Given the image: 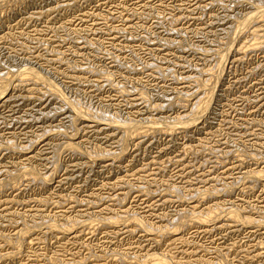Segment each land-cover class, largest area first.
<instances>
[{"label": "rangeland", "instance_id": "rangeland-1", "mask_svg": "<svg viewBox=\"0 0 264 264\" xmlns=\"http://www.w3.org/2000/svg\"><path fill=\"white\" fill-rule=\"evenodd\" d=\"M262 6L264 0H0V78L37 72L66 99L42 81L14 79L10 99L1 102L0 264H136L153 253L170 264H264V21L257 20L259 35L234 31ZM218 53L228 56L217 85L208 86L212 93L206 84ZM198 96L209 98V108L185 132L123 136L122 147L121 131L107 126L109 118L173 126L187 121ZM69 103L88 118L77 120ZM209 210L217 220L178 229L182 214L205 217ZM233 210L242 219L230 218Z\"/></svg>", "mask_w": 264, "mask_h": 264}, {"label": "bare ground", "instance_id": "bare-ground-1", "mask_svg": "<svg viewBox=\"0 0 264 264\" xmlns=\"http://www.w3.org/2000/svg\"><path fill=\"white\" fill-rule=\"evenodd\" d=\"M50 1V0H49ZM201 1V0H200ZM3 2V1H2ZM1 2V3H2ZM183 2V1H182ZM67 3V2H66ZM3 4V3H2ZM39 6V5H38ZM264 6H262V8H263ZM259 9H262L261 7H258ZM257 8V9H258ZM256 9V10H257ZM259 11V10H258ZM263 10H261V11H259V12H257L256 14L254 13L253 14V12L251 13V14H249V16L248 17H245V19L243 18L238 24H237V26H235V29L236 30H234V31H236V33H237V35H239L240 36V34L241 35H243L242 33L245 31V32H250L251 31V33L252 34H254V35H256V34H260V33H256L257 31H258V28H259V30H260V27H258V24L260 25V22L263 20L264 21V11L262 12ZM256 12V11H255ZM62 13V12H61ZM119 13V12H118ZM40 14V13H39ZM128 14H129V12H128ZM87 15V14H86ZM54 16V15H53ZM94 16V15H93ZM4 20V19H3ZM260 20V22H258V21ZM262 21V22H263ZM29 22V21H28ZM125 22V21H124ZM34 23V22H33ZM235 23V22H234ZM233 25V24H232ZM264 25V24H263ZM263 25H261V27H263ZM234 26V25H233ZM250 26V27H249ZM15 27V26H14ZM127 28V27H126ZM230 28V27H229ZM264 28V27H263ZM99 29V28H98ZM247 29H250V31H248ZM229 30V29H228ZM263 31V30H262ZM244 32V33H245ZM259 32H261V31H259ZM114 33V32H113ZM231 33V32H230ZM235 32H233V34L235 35L236 34ZM249 34V33H248ZM252 34H250V36L251 37H253L254 38V35L252 36ZM238 36V37H239ZM263 36H264V34H263ZM230 37V36H229ZM235 36H232V38H234ZM240 37H242V36H240ZM257 37V36H256ZM15 38V37H14ZM236 38V37H235ZM252 38V39H253ZM20 39V38H19ZM230 39H231V37H230ZM242 39V38H241ZM249 39V38H248ZM234 40V39H233ZM232 40V41H233ZM231 41V42H232ZM235 41V40H234ZM236 41L237 42H239L238 40H237V38H236ZM247 41V40H246ZM3 42V41H2ZM236 42V43H237ZM243 42V41H242ZM12 43V42H11ZM252 43V42H251ZM231 44V43H230ZM233 44V43H232ZM231 44V45H232ZM229 45V44H228ZM227 45V46H228ZM250 45H253V43L252 44H250ZM230 46V45H229ZM240 46V45H239ZM261 46V45H260ZM170 47V46H169ZM248 47V46H247ZM246 47V48H247ZM224 48V47H223ZM230 48H232V47H230ZM243 48V47H242ZM251 48V47H250ZM249 48V49H250ZM252 48H254V47H252ZM225 49V48H224ZM248 49V48H247ZM246 49V50H247ZM127 50V49H126ZM130 50V49H129ZM152 50V49H151ZM231 49H229V51H230ZM240 50V49H239ZM245 50V49H244ZM28 51V50H27ZM125 51V50H124ZM154 51V50H153ZM163 51V50H162ZM228 51V52H229ZM240 51H243V50H240ZM19 52V51H18ZM219 52H221V51H219ZM223 52V51H222ZM225 52H227V47H226V51L224 50V53ZM227 52V53H228ZM264 52V51H263ZM9 53V52H8ZM119 53V52H118ZM108 54V53H107ZM219 55H218V58H217V60H218V62H216L217 64L215 65V69H216V71H214L215 69L214 68H212L211 70H213V73L214 72H216V73H214V75L215 76H213L212 75V71L211 72H209V73H207V71H206V76H207V74L209 75L208 77H210L211 75L213 76V77H211V78H208V82H207V84H206V87H207V91L208 90H210V89H208L209 87V85L211 86V85H213V86H215V85H217V83H218V81H219V79H220V74H221V70H223L222 69V67H223V65L225 64L224 63V57H226V56H228V55H225L224 56V54H220V53H218ZM226 54V53H225ZM236 55V54H235ZM217 56V55H216ZM32 57V56H31ZM109 57V56H108ZM112 57V56H111ZM134 57V56H133ZM165 58V57H164ZM168 59V58H167ZM216 59V58H215ZM226 59V58H225ZM234 59V58H233ZM235 59H238V58H235ZM227 60V59H226ZM239 60V59H238ZM4 61V60H3ZM230 61V60H229ZM231 61H233V60H231ZM242 61V60H241ZM30 62H32V61H30ZM122 62V61H121ZM2 63V62H1ZM120 63V62H119ZM230 63V62H229ZM232 63V62H231ZM14 64V63H13ZM151 65V64H150ZM123 66V65H122ZM128 66V65H127ZM126 66V67H127ZM155 66V65H154ZM231 66V65H230ZM25 67V66H24ZM120 67V66H119ZM15 68V67H14ZM34 68V67H33ZM148 68V67H147ZM157 68V67H156ZM223 68H225V66L223 67ZM30 69V68H29ZM29 69H27V70H29ZM88 69V68H87ZM128 69V68H127ZM19 70V69H18ZM32 70V69H31ZM86 70V69H85ZM14 71V70H13ZM20 71V70H19ZM33 71V70H32ZM98 71V70H97ZM210 71V70H209ZM12 72V71H11ZM116 72V71H115ZM158 72V71H157ZM96 73V72H95ZM160 73V72H159ZM203 73V72H202ZM222 73H223V71H222ZM8 73H6V75H7ZM10 74V73H9ZM15 74V73H14ZM14 74H13V76L11 77H9V76H4V77H6V78H4L3 77V79L2 78H0V105L1 106H3L2 104H4V103H1V102H5V101H2L3 99H6V98H8V99H10L9 97H10V95H9V89H10V87H12L11 86V84H12V82L14 81V79L16 80V81H20V82H25V81H31V80H33V81H35L34 83H36V82H39V81H42V84H45V85H48V88H49V93H51L52 95H54V96H56L57 98H60L62 101H64V100H66L65 98H64V96L62 95L61 96V94L62 93H59V91H58V89L59 88H57L55 85H53V84H51V83H49L47 80H46V78H44V76L42 77L41 76V74L40 75H38L37 74V72L35 73V72H23L22 74H19V75H17L16 74V78H15V76H14ZM54 74V73H53ZM262 74V73H261ZM4 75V74H3ZM203 75V74H202ZM99 76V75H98ZM222 76V75H221ZM100 77V76H99ZM195 78V77H194ZM206 78V77H205ZM263 78V77H262ZM45 79V80H44ZM193 80V79H192ZM32 81V82H33ZM196 81V80H195ZM19 82V83H20ZM199 82V81H198ZM19 83H16V85L17 84H19ZM26 83V82H25ZM24 83V84H25ZM30 83V82H29ZM195 83H197V82H195ZM21 84V83H20ZM19 84V85H20ZM198 84V83H197ZM196 84V85H197ZM16 85H14L15 87H16ZM26 85H27V83H26ZM30 85V84H29ZM195 85V86H196ZM13 86V87H14ZM212 86V87H213ZM14 87V88H15ZM19 87V86H18ZM17 87V88H18ZM27 87V86H26ZM46 87V86H45ZM28 88V87H27ZM26 88V89H27ZM189 88V87H188ZM216 88V87H215ZM25 89V90H26ZM38 89V88H37ZM212 89H214V88H212ZM15 90V89H14ZM28 90L29 89H27V93H28ZM32 90V89H31ZM62 90V89H61ZM215 90V89H214ZM214 90H210L211 92L212 91H214ZM10 91H11V89H10ZM12 92V91H11ZM10 92V93H11ZM78 92V91H77ZM30 93V92H29ZM33 93V92H32ZM45 93V92H44ZM193 93V92H192ZM213 93V92H212ZM212 93H210V95L212 94ZM12 94V93H11ZM31 94V93H30ZM46 94H48V93H46ZM59 94H60V96H59ZM189 95H192V94H189ZM199 95V94H198ZM13 96V95H12ZM15 96V95H14ZM17 96V95H16ZM29 96H31V95H29ZM29 96H27V97H29ZM46 96V95H45ZM195 96V95H194ZM32 97V96H31ZM94 97V96H93ZM199 97L200 96H198V98L197 97H195L196 99H197V103L196 104H194V105H191L190 104V107L189 108H191L192 106L194 107H192L191 108V110H192V112L190 113L189 112V114H191L190 116H188L187 117V121H185L184 122V119H181V120H183V121H181L180 122V120H178L177 122H176V124H174L173 126H172V124L173 123H171V126H170V124H169V127L167 126L168 125V123L166 124V128H164L165 127V123H164V127L161 129V127H162V124H160V129H159V127H157V126H159V124L156 126L155 124H157L156 123V121L154 122V123H152L151 124V121H150V123H146V124H140V122H137V121H134V122H129L130 124H126V122L125 123H121L120 121H117V120H111V118H109L110 120H107V126H109V127H112V128H115V129H117L118 130V132L119 131H121V133L123 134L122 135V139H123V136H125V139H127L126 137H128V139H130L132 136V139L134 138H137V137H144L143 135H146V136H148V134L147 133H149V135L151 134L150 132H152L153 130H157L158 132H161V134H163L164 132L166 133V134H168L167 132H174V130H177V131H179L180 132V130H178V129H181L183 132H185L184 131V129L186 130L188 127H191L192 128V125H194V124H198V123H196V122H198V120L200 121V119L199 118H201L206 112H207V110H208V108H209V105H207L208 104V99H205V98H202L200 101L198 100L199 99ZM12 98V97H11ZM36 98H38V97H36ZM41 98V97H40ZM39 98V99H40ZM52 98V97H51ZM138 98V97H137ZM142 98V97H141ZM144 98V97H143ZM188 98V97H187ZM191 98V97H190ZM7 99V100H8ZM17 99V98H16ZM24 99H26V98H24ZM23 99V100H24ZM33 99V98H32ZM145 99V98H144ZM143 99V100H144ZM195 100V99H194ZM182 101V100H181ZM191 101V100H190ZM65 102V101H64ZM67 103H68V100L66 101ZM182 102H184V101H182ZM185 102H186V100H185ZM185 102L184 103H182V105L184 104V106H185ZM20 103V102H19ZM66 103V104H67ZM73 103V102H72ZM18 104V103H17ZM60 104V103H59ZM154 104V103H153ZM167 104V103H166ZM189 104V103H188ZM193 104V103H192ZM20 105V104H19ZM159 105V104H158ZM10 106V105H9ZM8 106V107H9ZM13 106V105H12ZM18 106V105H17ZM41 106V105H40ZM43 106V105H42ZM68 108H70L71 109V111H70V109H69V111L70 112H72V113H74L75 114V117H77L76 119L77 120H80V119H82V118H88V115H89V113H88V111L86 110V109H83V108H80L78 105H76V104H71V103H69L68 104ZM152 106V105H151ZM169 106V105H168ZM186 106V107H187ZM51 107V106H50ZM49 107V108H50ZM161 107V106H160ZM41 108V107H40ZM44 108V107H43ZM57 108V107H56ZM115 108V107H114ZM146 108V107H145ZM35 109H36V107H35ZM65 109V108H64ZM139 109V108H138ZM158 109H160V108H158ZM25 110V109H24ZM60 110V109H59ZM58 110V111H59ZM63 109H61V111H62ZM149 110V109H148ZM153 110V109H152ZM1 111H2V109H1ZM4 111V110H3ZM6 111V110H5ZM8 111V110H7ZM37 111V110H36ZM48 111V110H47ZM66 111V110H65ZM155 111V110H154ZM189 111V110H188ZM39 112V111H38ZM91 112V111H90ZM142 112V111H141ZM173 112V111H172ZM6 113V112H5ZM22 113V112H21ZM44 113V112H43ZM48 113V112H47ZM57 113H59V112H57ZM94 113V112H93ZM153 113V112H152ZM179 113V112H178ZM177 113V114H178ZM188 113V112H187ZM1 114V113H0ZM27 114V113H26ZM56 114V113H55ZM22 115V114H21ZM47 115V114H46ZM73 115V114H72ZM134 115V114H133ZM135 115H137V114H135ZM184 115V114H183ZM182 115V116H183ZM187 115V114H186ZM207 115H208V113H207ZM103 116V115H102ZM175 116H177V115H175ZM185 116V115H184ZM33 117V116H32ZM47 117V116H46ZM56 117V116H55ZM64 117V116H63ZM92 117H95V116H92ZM181 117V116H180ZM62 118V117H61ZM71 118H72V116H71ZM106 118V117H105ZM116 118V117H115ZM139 118V117H138ZM184 118H186V117H184ZM209 118V117H208ZM16 119V118H15ZM14 119V120H15ZM34 119V118H33ZM73 119H75L74 117H73ZM95 119V118H94ZM108 119V118H107ZM173 119V118H172ZM206 119V118H205ZM204 119V120H205ZM17 120V119H16ZM35 120H38V119H36L35 118ZM40 120V119H39ZM69 120V119H68ZM103 120V119H102ZM138 120V119H137ZM208 120V119H207ZM19 121V120H18ZM27 121V120H26ZM74 121V120H73ZM103 121H105V120H103ZM148 121V120H147ZM158 121H160V120H158ZM165 121V120H164ZM171 121V120H170ZM2 122H3V120H2ZM50 122V121H49ZM79 122V121H78ZM97 122V121H96ZM100 122V121H99ZM102 122V121H101ZM161 122V121H160ZM172 122V121H171ZM174 122V121H173ZM57 123V122H56ZM103 123H105V122H103ZM143 123H145V122H143ZM163 123V122H162ZM175 123V122H174ZM204 123V122H203ZM1 124V123H0ZM50 124V123H49ZM46 125V124H45ZM44 125V126H45ZM55 125V124H54ZM150 125H154L157 129H155V127L154 126H150ZM89 126V125H88ZM177 126H179V127H177ZM196 126V125H195ZM97 127H99V126H97ZM108 127V128H109ZM154 127V128H153ZM198 127V126H197ZM36 128V127H35ZM89 128V127H88ZM94 128V127H93ZM107 128V127H106ZM176 128V129H175ZM41 129V128H40ZM44 129V128H43ZM50 129V128H49ZM69 129H70V126H69ZM159 129V130H158ZM188 129H190V128H188ZM196 129V128H195ZM45 130V129H44ZM47 130V129H46ZM99 130V129H98ZM152 130V131H151ZM160 130H162L163 131V133H162V131H160ZM191 130V129H190ZM32 131V130H31ZM36 131V130H35ZM52 131V130H51ZM69 131V130H68ZM177 131H175V132H177ZM181 131V132H182ZM194 131V130H193ZM75 132V131H74ZM86 132V131H85ZM153 132H156V131H153ZM152 132V133H153ZM19 133V132H18ZM22 133V132H21ZM45 133V132H44ZM103 133V132H102ZM115 133V132H114ZM1 134V133H0ZM63 134V133H62ZM72 134V133H71ZM75 134V133H74ZM111 134V133H110ZM117 134V133H116ZM173 134V133H172ZM190 134V133H189ZM60 135V134H59ZM114 135V134H113ZM118 135V134H117ZM159 135V134H158ZM183 135V134H182ZM46 136V135H45ZM74 136V135H73ZM170 136V135H169ZM172 136V135H171ZM176 136V135H175ZM174 136V137H175ZM188 136V135H187ZM36 137V136H35ZM65 137H67V135L65 136ZM139 137V138H140ZM141 137V138H142ZM6 138V137H5ZM40 138V137H39ZM163 138V137H162ZM11 139V138H10ZM14 139V138H13ZM106 139H108V138H106ZM122 139H120V140H122ZM125 139H123L122 140V142H121V146H122V144L123 143H125ZM127 139V140H128ZM143 139V138H142ZM114 140V139H113ZM120 140H119V142H120ZM200 140V139H199ZM14 141V140H13ZM54 141V140H53ZM66 141V140H65ZM104 141V140H103ZM129 141H131V139L129 140ZM142 141V140H141ZM140 141V142H141ZM27 142V141H26ZM30 142H31V140H30ZM86 142V141H85ZM106 142V141H105ZM116 142V141H115ZM128 142V141H127ZM138 142V141H137ZM198 142V141H197ZM204 142V141H203ZM118 143V142H117ZM169 143V142H168ZM225 143V142H224ZM228 143V142H227ZM8 144V143H7ZM45 144V143H44ZM58 144V143H57ZM76 144V143H75ZM75 144H73V145H70L69 147L71 148V149H74L75 151H79V148L77 147V145H75ZM127 144V143H126ZM200 144V143H199ZM5 145V144H4ZM34 145V144H33ZM48 145V144H47ZM64 145V144H63ZM12 146V144H10V147ZM20 146V145H19ZM25 146V145H24ZM114 146V145H113ZM119 146V145H118ZM138 146V145H137ZM140 146V145H139ZM2 147V146H1ZM12 147H15L14 145L12 146ZM65 147V146H64ZM85 147V146H84ZM112 147V146H111ZM117 147V146H116ZM122 147H124V145L122 146ZM168 147V146H167ZM166 147V148H167ZM193 147V146H192ZM8 148V147H7ZM56 148H57V146H56ZM69 148V149H70ZM185 148V147H184ZM15 149V148H14ZM42 149V148H41ZM53 149V148H52ZM70 149V150H71ZM106 149V148H105ZM104 149V150H105ZM119 149V148H118ZM123 149V148H122ZM209 149V148H208ZM25 150V149H24ZM55 150V149H54ZM81 150L83 151V149L81 148ZM81 150L79 151V152H81ZM108 150V149H107ZM192 150V149H191ZM46 151V150H45ZM76 152V153H79V152ZM25 152V151H24ZM46 152H48V150L46 151ZM49 152H50V150H49ZM86 152V151H85ZM114 152V151H113ZM7 153V152H6ZM39 153V152H38ZM73 153H75L74 151H73ZM122 153V152H121ZM120 153V154H121ZM47 154V153H46ZM84 154V153H83ZM88 154V153H87ZM87 154H85V155H87ZM99 154V153H98ZM112 154V153H111ZM115 154V153H114ZM123 154V153H122ZM121 154V155H122ZM183 154V153H182ZM121 155H119V157L121 156ZM215 155V154H214ZM7 156V155H6ZM106 156H107V154H106ZM112 156V155H111ZM123 156V155H122ZM181 156V155H180ZM32 157V156H31ZM98 157H99V155H98ZM100 157H102V156H100ZM99 157V158H100ZM25 158V157H24ZM47 158V157H46ZM106 158V157H105ZM118 158V157H117ZM120 158H122V157H120ZM120 158H118V159H120ZM180 158V157H179ZM184 158V157H183ZM240 158V157H239ZM40 159V158H39ZM103 159V158H102ZM113 159V158H112ZM214 159V158H213ZM243 159V158H242ZM23 160V159H22ZM115 160V159H114ZM124 160V159H123ZM181 160V159H180ZM233 160V159H232ZM4 161V160H3ZM45 161H47V159L45 160ZM111 161V160H110ZM151 161V160H150ZM169 161V160H168ZM174 161H177V159L175 160L174 159ZM186 161V160H185ZM218 161V160H217ZM2 162V161H1ZM14 162V161H13ZM73 162V161H72ZM153 162V161H152ZM171 162V161H170ZM15 163V162H14ZM20 163V162H19ZM27 163V162H26ZM111 163V162H110ZM168 163V162H167ZM211 163V162H210ZM220 163V162H219ZM17 164V163H16ZM109 164V163H108ZM159 164V163H158ZM162 164V163H161ZM226 164V163H225ZM110 165V164H109ZM149 165V164H148ZM169 165V164H168ZM213 165V164H212ZM73 166V165H72ZM84 166V165H83ZM108 166V165H107ZM127 166V165H126ZM129 166V165H128ZM193 166V165H192ZM244 166V165H243ZM3 167V166H2ZM14 167V166H13ZM25 167V166H24ZM125 167V166H124ZM156 167V166H155ZM188 167V166H187ZM191 167V166H190ZM234 167V166H233ZM238 167H240V166H238ZM220 168V167H219ZM230 168V167H229ZM228 168V169H229ZM28 169V168H27ZM29 169H31V168H29ZM64 169V168H63ZM113 169V168H112ZM144 169V168H143ZM161 169V168H160ZM251 169V168H250ZM9 170H11V169H9ZM8 170V171H9ZM175 170V169H174ZM196 170V169H195ZM7 171V170H6ZM7 171V172H8ZM64 171V170H63ZM70 171V170H69ZM208 171V170H207ZM210 171V170H209ZM261 171V170H260ZM24 173V172H23ZM22 173V174H23ZM26 173V175L27 176H30V177H32L31 179L32 180H34V179H36L37 177H34V173H28V171H26L25 172ZM66 173V172H65ZM184 173V172H183ZM227 173V172H226ZM234 173V172H233ZM237 173V172H236ZM244 173H246V172H244ZM262 173V172H261ZM260 173V174H261ZM6 174V173H5ZM47 174V173H46ZM45 174V175H46ZM52 174V173H51ZM153 174V173H152ZM180 174V173H179ZM256 174L257 173H255V175L254 176H256ZM263 174V173H262ZM8 175H10L9 173H8ZM16 175H18V173L16 174ZM24 175V174H23ZM22 175V176H23ZM149 175V174H148ZM155 175V174H154ZM196 175V174H195ZM201 175V174H200ZM246 176H247V174H245ZM38 176V175H37ZM40 176V175H39ZM42 176V175H41ZM77 176V175H76ZM181 176V175H180ZM206 176V175H205ZM245 176V177H246ZM250 176V175H249ZM248 176V177H249ZM253 176V173H252V175H251V177ZM253 176V177H254ZM258 176V175H257ZM257 176H256V178H257ZM260 176V175H259ZM11 177V176H10ZM226 177V176H225ZM230 177V176H229ZM235 177H237V176H235ZM239 177V176H238ZM250 177V178H251ZM252 177V178H253ZM261 177V176H260ZM264 177V176H263ZM48 177H46V178H43V176H42V178H39L41 181H42V179L43 180H46ZM151 178V177H150ZM169 178V177H168ZM198 178V177H197ZM209 178V177H208ZM210 178H211V176H210ZM244 178V177H243ZM256 178H254L255 180H257ZM7 179V178H6ZM11 179V178H10ZM20 179H21V177H20ZM38 179V178H37ZM38 179V180H39ZM121 179V178H120ZM149 179V178H148ZM173 179V178H172ZM182 179V178H181ZM200 179V178H199ZM212 179V178H211ZM214 179V178H213ZM240 179H242V178H240ZM259 179V178H258ZM67 180V179H66ZM133 180H134V178H133ZM154 180V179H153ZM222 180V179H221ZM220 180V181H221ZM26 181V180H25ZM47 181V180H46ZM57 181V180H56ZM116 181V180H115ZM120 181V180H119ZM192 181V180H191ZM253 182H254V180H252ZM6 182V181H5ZM11 182V181H10ZM9 182V183H10ZM43 182H45V181H43ZM63 182V181H62ZM156 182V181H155ZM205 182V181H204ZM215 182V181H214ZM8 183V182H7ZM46 183V182H45ZM194 183V182H193ZM181 184V183H180ZM196 184V183H195ZM4 185V184H3ZM6 185V184H5ZM26 185V184H25ZM57 185V184H56ZM81 185V184H80ZM113 185V184H112ZM119 185V184H118ZM153 185V184H152ZM176 185V184H175ZM203 185H204V183H203ZM215 185V184H214ZM254 185V184H253ZM12 186V185H11ZM124 186V185H123ZM132 186V185H131ZM130 186V187H131ZM247 186V185H246ZM5 187V186H4ZM117 187V186H116ZM125 187V186H124ZM141 187V186H140ZM151 187V186H150ZM175 187V186H174ZM207 187V186H206ZM205 187V188H206ZM9 188V187H8ZM188 188V187H187ZM1 189V188H0ZM113 189V188H112ZM147 189V188H146ZM170 189H172V188H170ZM175 189H177V188H175ZM175 189H173V190H175ZM199 189V188H198ZM260 189V188H259ZM106 190V189H105ZM135 190V189H134ZM145 190V189H144ZM149 190V189H148ZM168 190V189H167ZM178 190V189H177ZM201 190V189H200ZM176 191V190H175ZM207 191H209V190H207ZM131 192V191H130ZM152 192V191H151ZM165 192H166V190H165ZM188 192V191H187ZM206 192V191H205ZM250 192V191H249ZM117 193V192H116ZM120 193V192H119ZM125 193H127V192H125ZM144 193V192H143ZM177 193V192H176ZM198 193V192H197ZM202 193V192H201ZM49 194V193H48ZM153 194V193H152ZM167 194V193H166ZM169 194V193H168ZM167 194V195H168ZM172 194V193H171ZM170 194V196H172ZM200 194V193H199ZM14 195V194H13ZM24 195V194H23ZM135 195V194H134ZM146 195V194H145ZM197 195V194H196ZM203 195V194H202ZM124 196V195H123ZM137 196V195H136ZM169 196V195H168ZM203 196H205V195H203ZM202 196V197H203ZM18 197V196H17ZM63 197V196H62ZM89 197V196H88ZM160 197V196H159ZM179 196H177V198H178ZM201 197V196H200ZM201 197V198H202ZM51 198V197H50ZM74 198V197H73ZM120 198V197H119ZM171 198V197H170ZM174 198H176V197H174ZM208 198V197H207ZM211 198V197H210ZM39 199V198H38ZM143 199H145V198H143ZM167 199H168V197H167ZM182 199V198H181ZM186 199V198H185ZM191 199V198H190ZM195 199V198H194ZM202 199H205V198H202ZM255 199V198H254ZM10 200V199H9ZM86 200V199H85ZM102 200V199H101ZM150 200V199H149ZM178 200V199H177ZM180 200V199H179ZM207 200V199H206ZM4 201V200H3ZM6 201V200H5ZM19 201V200H18ZM48 201H49V199H48ZM53 201V200H52ZM56 201V200H55ZM75 201V200H74ZM73 201V202H74ZM87 201V200H86ZM165 201V200H164ZM202 201V200H201ZM259 201V200H258ZM39 202V201H38ZM47 202V201H46ZM58 202V201H57ZM83 202V201H82ZM159 202V201H158ZM158 202H156V203H158ZM173 202V201H172ZM188 202V201H187ZM203 202V201H202ZM214 202V201H213ZM220 202V201H219ZM222 202V201H221ZM229 202V201H228ZM41 203V202H40ZM63 203V202H62ZM96 203V202H95ZM140 203H141V201H140ZM154 203V202H153ZM162 203H164V202H162ZM178 203V202H177ZM4 204V203H3ZM42 204V203H41ZM64 204V203H63ZM79 204V203H78ZM155 204V203H154ZM169 204V203H168ZM22 205V204H21ZM49 205V204H48ZM54 205V204H53ZM100 205V204H99ZM5 206V205H4ZM45 206V205H44ZM75 206V205H74ZM154 206V205H153ZM168 206V205H167ZM170 206V205H169ZM185 206V205H184ZM193 206V205H192ZM217 206H219V205H217ZM155 207V206H154ZM191 207V206H190ZM194 207V206H193ZM205 207V206H204ZM210 207V206H209ZM235 207V206H234ZM2 208V207H1ZM5 208V207H4ZM61 208V207H60ZM174 208V207H173ZM214 208V207H213ZM212 208V209H213ZM215 208H217L218 209V207H215ZM221 208V207H220ZM3 209V208H2ZM36 209V208H35ZM100 209V208H99ZM148 209V208H147ZM182 209H184V208H182ZM188 209V208H187ZM186 209V210H187ZM212 209H210V210H212ZM217 209H215V210H217ZM40 210V209H39ZM82 210V209H81ZM125 210V209H124ZM151 210V209H150ZM178 210V209H177ZM193 210V209H192ZM209 210V211H210ZM215 210H213V212L212 211H207V214H203V215H205V217H203V216H201V214H200V216H199V214H198V216H194V217H192L194 214H192L191 213V215L192 216H190V213L188 214L190 217H192V218H187L186 219V215L185 216H183V214H182V217H183V219H184V217H185V221H182L183 219H182V217L180 218V219H182V220H179L180 222H179V225H178V229H180V228H183V227H185V226H187V225H191V224H198V225H204L205 223H203V224H201L202 222H205V221H207V219H216L217 220V218H214V217H217L219 214L218 213H216L215 212ZM219 210V209H218ZM227 210V209H226ZM236 210V209H235ZM235 210H233V211H231V212H229V215L228 216H230V218H232V219H242L241 217H243V216H241V217H239V213L238 214H236L237 212H235ZM96 211V210H95ZM144 211V210H143ZM205 211V210H204ZM243 211V210H242ZM197 212V211H196ZM227 212V211H226ZM93 213V212H92ZM154 213V212H153ZM174 213V212H173ZM193 213H195V212H193ZM198 213V212H197ZM202 213V212H201ZM216 213V214H215ZM220 213V212H219ZM228 213V212H227ZM4 214V213H3ZM13 214V213H12ZM36 214V213H35ZM99 214V213H98ZM101 214V213H100ZM178 214V213H177ZM196 214V213H195ZM221 215L223 214V213H220ZM245 214V213H244ZM2 215V214H1ZM6 215V214H5ZM10 215V214H9ZM78 215V214H77ZM88 215V214H87ZM115 215H117V214H115ZM124 215H126L125 213H124ZM197 215V214H196ZM220 215V216H221ZM224 215H225V213H224ZM223 215V216H224ZM240 215H241V213H240ZM81 216V215H80ZM84 216V215H83ZM92 216V215H91ZM130 216V215H129ZM180 216V215H179ZM227 216V217H228ZM250 216V215H249ZM1 217V216H0ZM112 217V216H111ZM134 216H132L131 218H133ZM145 217V216H144ZM219 217V216H218ZM105 218H107V217H105ZM115 218V217H114ZM118 218V217H117ZM130 218V217H129ZM136 218V217H135ZM152 218V217H151ZM156 218V217H155ZM158 218V217H157ZM229 218V219H230ZM245 218V217H244ZM247 218H248V216H247ZM252 218V217H251ZM259 218V217H258ZM11 219V218H10ZM20 219V218H19ZM120 219H121V217H120ZM123 219V218H122ZM134 219V218H133ZM210 219V220H211ZM32 220V219H31ZM50 220V219H49ZM109 220V219H108ZM136 220H138V219H136ZM174 220H175V217H174ZM223 220V219H222ZM228 220V219H227ZM247 220V219H246ZM245 220V221H246ZM249 220V219H248ZM251 220V219H250ZM255 220H257V219H255ZM255 220H253V222L255 221ZM43 221V220H42ZM54 221V220H53ZM62 221V220H61ZM72 220H70V222H71ZM96 221V220H95ZM107 221V220H106ZM104 221L105 223L104 224H106L107 222H109L110 224H112V225H114L116 222H115V220H113V218H112V220L111 221ZM114 221V222H113ZM139 221H144V220H139ZM167 221V220H166ZM213 221V220H212ZM230 221H232V220H230ZM234 222V224H235V220H233ZM245 221H244V219H243V221L241 220V222H243L244 224H245ZM260 221V220H259ZM20 222V221H19ZM24 222V221H23ZM66 222V221H65ZM132 222V221H131ZM135 222V221H134ZM138 221H136L135 223H137ZM209 222V221H208ZM211 222V221H210ZM214 222V221H213ZM253 222H250L251 224H254ZM255 222H258V221H255ZM264 221L262 220V222L261 223H263ZM51 223V222H50ZM64 223V222H63ZM114 223V224H113ZM134 223V224H135ZM151 223V222H150ZM169 223V222H168ZM171 223V222H170ZM226 223V222H225ZM238 223H239V221H238ZM242 223V224H243ZM249 223V222H248ZM249 223V224H250ZM61 224V223H60ZM77 224V223H76ZM103 224V223H102ZM124 224V223H123ZM122 224V225H123ZM141 225L140 226V228L141 227H144V229H145V227H146V225L142 222V223H137V225ZM155 224V223H154ZM164 224V223H163ZM172 224V223H171ZM176 224H177V222H176ZM206 224H208V223H206ZM205 224V225H206ZM211 224H212V222H211ZM233 224V225H234ZM247 224V223H246ZM248 224V225H249ZM258 224H259V222H258ZM257 224V225H258ZM24 225V224H23ZM40 225V224H39ZM50 225V224H49ZM74 225V224H73ZM84 225V224H83ZM87 225V224H86ZM138 225V226H139ZM153 225V224H152ZM232 225V224H231ZM237 225V224H236ZM239 225H241V224H239ZM1 226H3V225H1ZM16 226V225H15ZM27 226V225H26ZM52 226V225H51ZM56 226V225H55ZM61 226H63V225H61ZM60 226V227H61ZM76 226V225H75ZM106 226H109L108 224H106ZM127 226V225H126ZM148 226V225H147ZM164 226V225H163ZM171 226V225H170ZM218 226V225H217ZM249 226H251V225H249ZM256 226V225H255ZM259 226V225H258ZM260 226H261V224H260ZM5 227V226H4ZM29 227H30V225H29ZM64 227V226H63ZM65 227H66V229H70L71 227H72V225L70 224V223H66V225H65ZM94 227V226H93ZM155 227V226H154ZM162 227V226H161ZM175 227V226H174ZM188 227V226H187ZM190 227H193V226H190ZM220 227V226H219ZM224 227V226H223ZM13 228V227H12ZM25 228V227H24ZM26 228H28V227H26ZM58 228V227H57ZM146 228H148V227H146ZM150 228V227H149ZM156 228V227H155ZM170 228V227H169ZM169 228L168 229H165V227H164V229L165 230H169ZM216 228V227H215ZM253 228H254V226H253ZM29 229V228H28ZM51 229V228H50ZM88 229V228H87ZM96 229V228H95ZM122 229V228H121ZM128 229V228H127ZM131 229V228H130ZM161 231L163 230V229H161V228H159ZM174 229H177V228H174ZM174 229H172V231L174 230ZM26 230V229H25ZM59 230V229H58ZM141 230V229H140ZM143 230V229H142ZM152 230V229H151ZM160 230L158 231V232H160ZM164 230V231H165ZM184 230V229H183ZM208 230V229H207ZM206 230V231H207ZM211 230V229H210ZM18 231V230H17ZM21 231H23V230H21ZM27 231V230H26ZM26 231H24L23 233H22V237L24 236V234H26V235H28L27 233H26ZM29 231V230H28ZM60 231V230H59ZM66 231V230H65ZM127 231H130V230H127ZM151 232L150 231V229H148L147 231H146V229H145V232ZM170 231V230H169ZM191 231V230H190ZM251 231V230H250ZM15 232V231H14ZM20 232V231H19ZM18 232V233H19ZM34 232H35V230H34ZM52 232H53V230H52ZM88 232V231H87ZM91 232V231H90ZM103 232V231H102ZM117 232V231H116ZM153 233L154 232H156V234L157 235H159L160 237L162 236V234H163V232H160V233H162V234H159V233H157V231H154V229H153V231H152ZM192 232V231H191ZM213 232V231H212ZM13 233V232H12ZM11 233V234H12ZM61 233H62V231H61ZM68 233V232H67ZM114 233V232H113ZM125 233V232H124ZM135 233V232H134ZM166 233V232H165ZM190 233V232H189ZM2 234V233H1ZM53 234V233H52ZM55 234V233H54ZM78 234V233H77ZM108 234V233H107ZM130 234V233H129ZM26 235L24 236V237H26ZM134 235V234H133ZM157 235H155V237L157 236ZM167 235V234H166ZM171 235H174V232L172 233L171 232ZM17 236H19V234H17L16 235V237ZM70 236V235H69ZM75 236V235H74ZM168 236V235H167ZM2 237V236H1ZM23 237V238H24ZM76 237V236H75ZM158 237V236H157ZM172 237V236H171ZM262 237V236H261ZM11 238V237H10ZM18 238V237H17ZM16 238V239H17ZM20 238H21V236H20ZM161 238H163V237H161ZM161 238H159L158 240H160ZM170 238V237H169ZM178 238V237H177ZM177 238H175V239H177ZM7 239V238H6ZM39 239V238H38ZM68 239H70V238H68ZM101 239V238H100ZM117 239V238H116ZM150 239V238H149ZM223 239V238H222ZM2 240H4V238L2 239ZM44 240H46V239H44ZM67 240V239H66ZM153 240V239H152ZM157 240V239H156ZM7 241V240H6ZM9 241V240H8ZM11 241V240H10ZM20 241V240H19ZM173 241H175V240H173ZM32 242H34V241H32ZM67 242V241H66ZM161 242V241H160ZM170 242H171V240H170ZM264 242V241H263ZM11 243V242H10ZM13 243V242H12ZM22 243V242H21ZM41 243V242H40ZM46 243V242H45ZM71 243V242H70ZM144 243V242H143ZM150 243V242H149ZM236 243V242H235ZM262 243V242H261ZM261 243H260V245L259 246H262L261 245ZM56 244V243H55ZM139 244V243H138ZM169 244V243H168ZM263 245H264V243H262ZM18 245V244H17ZM142 245H144V244H142ZM153 245V244H152ZM253 245V244H252ZM133 246V245H132ZM170 246V245H169ZM190 246V245H189ZM4 247V246H3ZM2 247V248H3ZM7 247V246H6ZM28 247V246H27ZM78 247V246H77ZM138 247V246H137ZM165 247V246H164ZM229 247V246H228ZM67 248V247H66ZM87 248V247H86ZM142 248V247H141ZM169 248H171V247H169ZM6 249V248H5ZM132 249V248H131ZM167 249V248H166ZM20 250V249H19ZM93 250V249H92ZM184 250V249H183ZM192 250V249H191ZM54 251V250H53ZM58 251V250H57ZM99 251V250H98ZM164 251V250H163ZM182 251V250H181ZM260 251V250H259ZM263 251V250H262ZM17 252V251H16ZM16 252H14V253H16ZM34 252V251H33ZM55 252V251H54ZM150 252V251H149ZM185 252V251H184ZM226 252V251H225ZM57 253V252H56ZM81 253V252H80ZM153 253V252H152ZM196 253V252H195ZM154 254V253H153ZM152 254V257H149V256H146V257H148L147 259H145L144 257V259L145 260H143V261H141V260H139L136 264H150L151 262H154V263H156V264H170V262H168L169 260H167V259H165L164 257H160L161 255H159L157 258H156V255H157V253H156V255H153ZM170 254V253H169ZM10 255V254H9ZM14 255V254H13ZM119 255V254H118ZM125 255H126V253H125ZM150 255V254H149ZM255 255V254H254ZM262 255V254H261ZM2 256V255H1ZM121 256V255H120ZM134 256H135V254H134ZM155 256V257H154ZM167 256V255H166ZM191 256V255H190ZM6 257V256H5ZM14 257V256H13ZM72 257V256H71ZM122 257H124V256H122ZM255 257V256H254ZM257 257V256H256ZM7 258V257H6ZM43 258V257H42ZM57 258V257H56ZM201 258V257H200ZM59 259V258H58ZM119 259V258H118ZM124 259V258H123ZM126 259V258H125ZM179 259V258H178ZM203 259V258H202ZM34 260V259H33ZM50 260V259H49ZM83 260H84V258H83ZM119 260H121L122 261V259H119ZM204 260V259H203ZM209 260V259H208ZM35 261V260H34ZM126 261H128V259L126 260ZM137 261V260H136ZM171 261V260H170ZM38 262V261H37ZM69 262V261H68ZM80 262V261H79ZM113 262H114V260H113ZM26 263V262H25ZM49 263V262H48ZM73 263V262H72ZM76 263V262H75ZM106 263V262H105ZM119 263V262H118ZM135 263V262H134ZM171 263H172V261H171ZM178 263V262H177ZM57 264V263H56ZM63 264V263H62ZM71 264V263H70ZM80 264V263H79ZM85 264V263H84ZM131 264H133V263H131ZM153 264V263H152ZM174 264V263H173ZM181 264V263H180ZM202 264V263H201ZM212 264V263H211Z\"/></svg>", "mask_w": 264, "mask_h": 264}]
</instances>
